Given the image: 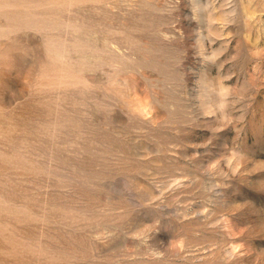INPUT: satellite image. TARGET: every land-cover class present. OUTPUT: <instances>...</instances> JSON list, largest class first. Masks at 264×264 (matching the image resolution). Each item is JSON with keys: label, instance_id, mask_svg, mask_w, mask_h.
Masks as SVG:
<instances>
[{"label": "rangeland", "instance_id": "obj_1", "mask_svg": "<svg viewBox=\"0 0 264 264\" xmlns=\"http://www.w3.org/2000/svg\"><path fill=\"white\" fill-rule=\"evenodd\" d=\"M0 264H264V0H0Z\"/></svg>", "mask_w": 264, "mask_h": 264}, {"label": "bare ground", "instance_id": "obj_2", "mask_svg": "<svg viewBox=\"0 0 264 264\" xmlns=\"http://www.w3.org/2000/svg\"><path fill=\"white\" fill-rule=\"evenodd\" d=\"M201 3V2H200ZM198 5V4H197ZM199 7V6H198ZM203 41V40H202ZM203 86H202V93L203 95H205L206 97H210V87L211 85L208 84L206 79H203ZM206 99V98H205ZM208 103V102H207Z\"/></svg>", "mask_w": 264, "mask_h": 264}]
</instances>
